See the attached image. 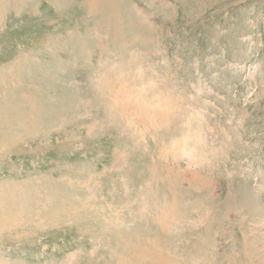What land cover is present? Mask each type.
Here are the masks:
<instances>
[{
    "label": "rangeland",
    "instance_id": "obj_1",
    "mask_svg": "<svg viewBox=\"0 0 264 264\" xmlns=\"http://www.w3.org/2000/svg\"><path fill=\"white\" fill-rule=\"evenodd\" d=\"M0 264H264V0H0Z\"/></svg>",
    "mask_w": 264,
    "mask_h": 264
}]
</instances>
